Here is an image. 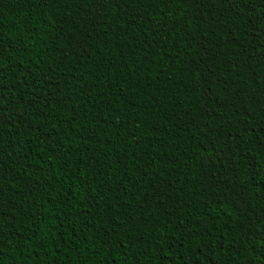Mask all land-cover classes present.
I'll list each match as a JSON object with an SVG mask.
<instances>
[{
	"label": "trees",
	"instance_id": "1",
	"mask_svg": "<svg viewBox=\"0 0 264 264\" xmlns=\"http://www.w3.org/2000/svg\"><path fill=\"white\" fill-rule=\"evenodd\" d=\"M0 264H264V0H0Z\"/></svg>",
	"mask_w": 264,
	"mask_h": 264
}]
</instances>
